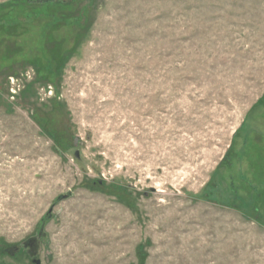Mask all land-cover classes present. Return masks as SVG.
<instances>
[{"label":"rangeland","instance_id":"1","mask_svg":"<svg viewBox=\"0 0 264 264\" xmlns=\"http://www.w3.org/2000/svg\"><path fill=\"white\" fill-rule=\"evenodd\" d=\"M32 259L264 264V0H0V264Z\"/></svg>","mask_w":264,"mask_h":264},{"label":"water","instance_id":"2","mask_svg":"<svg viewBox=\"0 0 264 264\" xmlns=\"http://www.w3.org/2000/svg\"><path fill=\"white\" fill-rule=\"evenodd\" d=\"M63 198H64V196L59 197L58 200L63 199ZM49 217H50V211H48V212L46 213V215H44L43 219L46 220V219H48ZM34 244H35V239H33V238L28 239V241H27V246H28V247H31V246H33ZM31 264H40V260H38V259H32Z\"/></svg>","mask_w":264,"mask_h":264}]
</instances>
